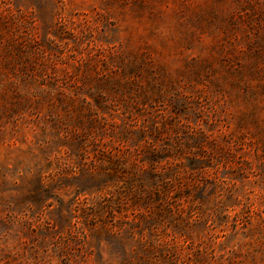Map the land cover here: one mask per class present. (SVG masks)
I'll return each mask as SVG.
<instances>
[{"label":"rangeland","instance_id":"rangeland-1","mask_svg":"<svg viewBox=\"0 0 264 264\" xmlns=\"http://www.w3.org/2000/svg\"><path fill=\"white\" fill-rule=\"evenodd\" d=\"M0 264H264V0H0Z\"/></svg>","mask_w":264,"mask_h":264}]
</instances>
